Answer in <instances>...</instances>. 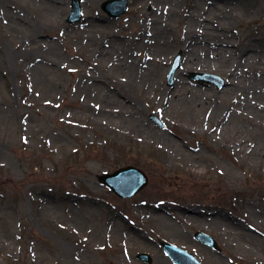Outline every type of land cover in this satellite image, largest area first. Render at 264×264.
<instances>
[{"label":"rangeland","instance_id":"1","mask_svg":"<svg viewBox=\"0 0 264 264\" xmlns=\"http://www.w3.org/2000/svg\"><path fill=\"white\" fill-rule=\"evenodd\" d=\"M80 1L0 0V264H264V0ZM125 166L122 200L97 178Z\"/></svg>","mask_w":264,"mask_h":264},{"label":"water","instance_id":"2","mask_svg":"<svg viewBox=\"0 0 264 264\" xmlns=\"http://www.w3.org/2000/svg\"><path fill=\"white\" fill-rule=\"evenodd\" d=\"M79 0H72V12L68 18L69 22H74L79 19L80 6ZM127 6V0H107L101 6L103 11L107 13L110 17H119L125 12ZM179 57L174 61L173 67L168 74V85L173 83V73L179 67ZM191 78L195 81L213 83L217 85L218 88L224 86L222 79L217 78L212 75L204 74H193ZM157 124L160 122L155 118L151 117ZM100 183L105 184L109 189H111L115 194L121 198L130 197L141 190L147 183L146 177L139 170H135L132 167L122 168L114 172L113 174H105L100 176ZM195 238L197 241L204 243L205 245L211 247L212 249L218 250L216 242L209 236L201 233H196ZM161 245L164 248L165 253L174 261L175 264H200L197 262L196 258L187 252H183L172 245L162 242ZM141 259L147 264L150 263V257L146 254H139L136 257Z\"/></svg>","mask_w":264,"mask_h":264},{"label":"bare ground","instance_id":"3","mask_svg":"<svg viewBox=\"0 0 264 264\" xmlns=\"http://www.w3.org/2000/svg\"><path fill=\"white\" fill-rule=\"evenodd\" d=\"M5 18V17H4ZM6 19V18H5ZM90 19H92V18H85L81 23H80V26H77L78 27V29H85V28H87V27H89L88 25H89V21H90ZM37 43H40L41 44V46H45V47H49L50 46V44H49V41H48V38H44V40H42V39H40V36H38V35H34L33 37H32ZM186 88V87H185ZM190 88V87H189ZM187 90H191V89H186L185 91H187ZM176 95V94H175ZM257 101V100H256ZM255 101V102H256Z\"/></svg>","mask_w":264,"mask_h":264}]
</instances>
